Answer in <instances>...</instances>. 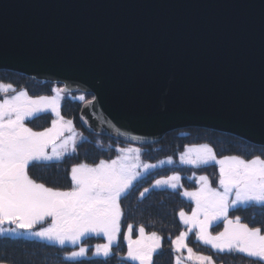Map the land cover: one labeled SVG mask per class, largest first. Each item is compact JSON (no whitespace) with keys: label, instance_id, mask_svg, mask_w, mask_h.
Returning <instances> with one entry per match:
<instances>
[{"label":"water","instance_id":"95a60500","mask_svg":"<svg viewBox=\"0 0 264 264\" xmlns=\"http://www.w3.org/2000/svg\"><path fill=\"white\" fill-rule=\"evenodd\" d=\"M0 71L92 95L90 134L264 147V0H0Z\"/></svg>","mask_w":264,"mask_h":264},{"label":"snow or ice","instance_id":"6c2138e0","mask_svg":"<svg viewBox=\"0 0 264 264\" xmlns=\"http://www.w3.org/2000/svg\"><path fill=\"white\" fill-rule=\"evenodd\" d=\"M15 91L11 84L0 83V93ZM57 91V90H54ZM63 91V90H59ZM83 101V95L78 97ZM91 103V102H89ZM57 116L52 120V127L44 131H33L25 121L38 112L47 110ZM65 130L73 132L72 121H63L59 115L57 97L40 96L32 98L21 91L7 96L0 101V236H19L23 230L31 237L41 241L77 244L81 237L88 234L102 236L107 243L97 244L96 257L110 256L111 247L120 232L122 216L121 198L125 197L133 181L138 180L141 172L148 171L156 165L141 164L138 157L127 153L139 152L138 149H120L123 153L115 160H100L95 166L86 163L75 165L71 169V189L60 191L37 183L29 176V166L33 162L60 161L68 152H75V133L59 140ZM51 147L49 154L46 149ZM182 164L193 166L219 165V189L209 186L208 178L200 176L197 191H184L182 195L194 202L190 216L180 211L182 223L189 231L196 229V237L205 245L220 253H241L252 258L254 264H264V233L259 227H249L237 216L229 219L230 210L239 207L259 206L264 209V159L259 156L245 160L237 156L217 159L212 149L206 145L193 152H186L180 158ZM169 159L168 163H171ZM179 175H172L155 181L153 188L167 186L174 191L179 187ZM149 189L145 188L140 195L144 196ZM51 218V225L32 231L35 225ZM223 222V231L212 235L209 228ZM15 225L14 228H3L4 224ZM132 226L129 225V232ZM140 238L128 241L127 259L138 264H152L153 254L160 247V237L153 232L145 237L141 227ZM186 232L181 231L172 246L179 253L187 248V260L195 264H212L209 256L197 255L185 244ZM88 250L80 247L66 256V260H78L86 256ZM182 257H176V264H181Z\"/></svg>","mask_w":264,"mask_h":264},{"label":"trees","instance_id":"16d2710c","mask_svg":"<svg viewBox=\"0 0 264 264\" xmlns=\"http://www.w3.org/2000/svg\"><path fill=\"white\" fill-rule=\"evenodd\" d=\"M0 83L11 84L14 89H23L31 95H48L52 92V85L50 84L39 83L25 76L6 71H0ZM81 95L85 97L83 101L76 98ZM71 96L76 99L64 100L61 105V114L65 118L73 119L79 125L80 107L85 101L91 99V96L81 93ZM45 118H47V122L44 126L47 127L50 125V115H45L39 119H43L41 122H44ZM85 134L89 141L80 144L75 155L66 157L59 162L31 166L32 178L47 187L70 190L71 167L80 163L95 164L101 159L112 160L117 155L116 146L125 144L110 137ZM198 144L210 146L219 158L237 156L241 159L250 160L259 156L264 159V147L255 146L228 134L198 128H189L166 134L158 143L148 145L146 149L154 151L144 152L143 157L144 160L150 161L170 157L174 158L175 162V158L186 146ZM191 172L207 176L212 187L219 188L220 174L215 164L211 163L198 168L185 169V167L176 163V165L172 164L164 169L148 173L138 180L120 201L123 211L122 227L133 225L134 232L137 228L143 227L148 234L155 232L161 238L160 247L153 254L152 264H175L177 253L174 251L171 242L185 228L179 220V213L180 211L190 213L192 203L181 196V188L171 191L150 187L156 179L179 173L185 174L182 181L183 186L195 188L196 183L188 178ZM145 188L150 189L141 197L140 194L144 192ZM229 216L234 218L239 216L242 223H247L249 227H259L264 233V209L259 206L230 210ZM192 237L193 235L188 239V246L199 254L211 257L219 264H254L251 258L244 255L219 253L208 247L204 248L195 244ZM96 243L101 244V240L97 239L93 243L92 239H88L87 242L83 243V246L89 247L92 245L89 248L92 249ZM69 251L70 248L68 247H60L39 240L0 236V264H137L126 259V250L123 246L119 247V245L113 248L107 259L102 256H88L86 259L66 260L64 258Z\"/></svg>","mask_w":264,"mask_h":264},{"label":"rangeland","instance_id":"374dc122","mask_svg":"<svg viewBox=\"0 0 264 264\" xmlns=\"http://www.w3.org/2000/svg\"><path fill=\"white\" fill-rule=\"evenodd\" d=\"M4 84H7V83H4ZM13 87V86H12ZM13 89H14V87H13ZM53 90H57L56 92H55V94L54 95H51V96H49V97H57L58 98V103H59V106H61L62 104H63V101L64 100H69V99H71V100H75L76 98L78 99V97H76V98H74V97H72V96H67V95H64V93L62 92V91H59V86L57 87V85H55V86H53ZM21 91H23V92H25L26 93V91L25 90H23V89H21V90H16L15 89V91H9L7 94H4V93H0V101H2L5 97H6V95L7 96H11V95H15V94H17V93H19V92H21ZM28 95V94H27ZM44 112H50L51 114H53L52 112H51V110L49 109V110H47V111H44ZM40 113H43V112H38V113H36L35 114V116L36 115H38V114H40ZM59 115H60V112H59ZM53 116H54V119H57V116H55L54 114H53ZM60 117H61V115H60ZM70 119L69 118H66V119H64L63 118V121H69ZM71 121H72V130H73V132L75 133V139H76V143H75V152H72L71 151V148H72V142L71 141H69V145H68V152L63 156V158L61 159V160H63V159H65L67 156L68 157H70V156H72V155H75L76 153H77V149H78V147H79V145L80 144H82V143H86V141H89V138L87 137V135L85 134V133H87L82 127H81V125H80V123H79V125H78V123H76L73 119H71ZM84 131V132H83ZM73 132H69V131H67V130H65V132H64V134H63V136L59 139V140H57V142H58V145L64 140V139H67L69 136H71L72 134H73ZM89 134V133H88ZM205 144H201V145H189V146H186L184 149H183V151L181 152V153H179L178 154V156H177V158H175V162H173L174 161V158H163V159H160V160H157V161H150V160H144L145 158L143 157V154H144V152H148V151H154V150H149V149H146V147L147 146H134V145H129V144H122V145H119V146H116V152H117V155H116V157L114 158V159H112V160H115V159H117V157H119V156H121L123 153H121L120 151H118L117 149L118 148H120V149H138L139 150V152L137 153V152H131V153H127V154H129V155H131V156H133V157H138V161H139V163H141V164H149V165H156V167L154 168V169H150V170H148V171H144L143 169H137V171H139V172H141V176H140V178H138V180H140V179H142L143 177H145L148 173H150V172H153L154 170H161V169H164L165 167H167V165H169V164H171L172 162H173V165H176V163L179 165V166H183V167H185V169H187V168H198V167H201V166H205V165H200V166H193V165H191V164H182L181 163V161H180V158H181V156L183 155V154H185L186 152H193L194 150H197V149H200L202 146H204ZM207 146V145H206ZM208 148H211L210 146H207ZM212 149V148H211ZM51 152L52 151H49L48 153L49 154H51ZM212 152H213V154L215 155V152L213 151V149H212ZM216 156V155H215ZM227 157H231V156H227ZM216 158L217 159H223L224 157H221V158H219V157H217L216 156ZM255 158V157H254ZM169 159H171V163H168V161H169ZM253 159V158H252ZM262 159V158H261ZM102 160V159H101ZM251 160V159H250ZM53 161H56V160H53ZM100 161V160H99ZM105 161H111V160H105ZM99 162H97V163H95V164H91V166H95L96 164H98ZM213 164H215V162H212ZM216 165V167H217V169H218V171H219V165H217V164H215ZM71 169H72V167H71ZM220 174V173H219ZM70 175H71V173H70ZM172 175H179V177H180V180L178 181V184H179V187L177 188V189H179V188H181V196L185 199V200H187L188 202H191L192 203V209L195 207V204H194V202L193 201H191L190 199H188V198H186V197H184L183 195H182V193L184 192V191H189V192H192V191H197L200 187H201V184L200 183H198L197 181H198V178L200 177V176H205V175H198V174H195V172H191V175H189V177L188 178H190V181H194V183H196V187L195 188H188L186 185L185 186H183L182 185V181L184 180L183 179V177H184V175L185 174H179V173H176V174H171L170 176H172ZM192 176V177H191ZM169 177V176H168ZM207 177V176H206ZM165 178H167V177H162V178H159V179H165ZM193 178H194V180H193ZM159 179H156V180H159ZM138 180H136V181H133V185H135V183L138 181ZM156 180H154V183H153V185L155 184V181ZM186 181V180H185ZM208 182H209V179H208ZM153 185H152V187H150V188H153ZM209 186L210 187H212V185L210 184V182H209ZM149 188V189H150ZM213 188V187H212ZM130 189V188H129ZM153 189H156V188H153ZM160 189H165V190H171V191H174L173 189H171V188H169V187H167V186H164V187H162V188H160ZM176 189V190H177ZM216 189H218V190H221L222 191V189H219V188H216ZM175 190V191H176ZM129 191V190H128ZM127 194H128V192H127ZM126 194V195H127ZM123 198V197H122ZM121 198V199H122ZM240 208V207H239ZM121 209H122V206H121ZM191 213H192V211L190 212V213H185L186 214V216H190L191 215ZM230 217V216H229ZM122 218H123V211H122V216H121V220H120V232H119V234L117 235V237H116V242L113 244V246L111 247V252H110V254L112 253V251H113V248L115 247V246H117V245H119V247H124V249L126 250V252H128V243H125V235H128V236H130V239L132 240V241H136V240H138L139 238H140V231L139 230H136L135 231V233L134 232H132V230L134 231V228H133V225H131L132 226V230H131V232H129V225L128 226H124V227H122L123 225H122ZM230 218H232L233 220L235 219L234 217H230ZM45 220H48V222H47V224L45 225V227H38L39 225H40V223H38L37 225H35L34 226V228L32 229V231H38V230H40L41 228H46V227H49L50 225H51V218L49 217V218H46ZM179 220H180V222L182 223V221H181V218H180V216H179ZM222 221H220V222H218L216 225H214L213 227H210L209 228V232L212 234V235H216L217 233H219V232H221V230H220V228H221V226H220V224L219 223H221ZM223 223V222H222ZM182 226H184L185 228L182 230L183 232H186L187 233V236H186V238H185V244L187 245V247H190V246H188L189 244H188V239H189V237H191L192 235H193V242L195 243V244H198V245H201L202 247H204V248H206V247H208V248H210L212 251H214V252H218L217 250H214V249H212L211 248V246L210 245H205V244H203L200 240H198L197 239V237H196V229H193L192 231H189V227L187 226V225H185L184 223H182ZM3 228H14L15 227V225H9V224H4L3 226H2ZM20 232H21V235H19V236H10V237H14V238H24V239H32V240H39V241H41L39 238H35V237H31L28 233H24L23 232V230H19ZM180 234V233H179ZM144 235H145V237H148V236H150V234H148L147 232H145L144 231ZM5 236H9V235H5ZM88 239H92L93 240V243H94V241L95 240H97V239H100L101 240V244H104V243H107V241L102 237V236H99V237H97L95 234H88V235H86V236H84V237H81V239H80V241L77 243V244H75V245H73V244H71V243H68V242H65V244L63 245V246H61V245H59V244H56V243H49L48 241H43V242H46V243H49V244H53V245H56V246H60V247H68V248H70V251L68 252V254H67V256L68 255H70V253L72 252V251H78L79 250V248L80 247H84V248H86L88 251L86 252V256L84 257V258H80V259H86L88 256H94L93 255V253L95 252V249H96V245L97 244H100V243H96V244H94L93 245V247H92V249H89L92 245H90L89 247H85V246H83V243H85V242H87L88 241ZM95 239V240H94ZM191 248V247H190ZM159 249V248H158ZM157 249V250H158ZM193 253L194 254H197V255H202V254H199V253H197V252H195V251H193ZM220 253V252H219ZM224 253H228L227 251L226 252H224ZM236 254H240V255H244V254H241V253H236ZM177 256H180V257H182V261H181V264H195V261L194 260H187L186 259V257L188 256V253H187V248H185V249H182L181 250V252H179V253H177L176 254V257ZM206 256V255H205ZM245 256V255H244ZM94 257H96V256H94ZM211 258V257H210ZM249 258V257H248ZM126 259H127V255H126ZM252 259V258H251ZM79 260V259H78ZM128 260V259H127ZM211 260H212V264H219V263H217L216 261H214L212 258H211ZM130 261V260H129ZM135 263V262H134ZM137 264H138V262H136ZM175 264H176V260H175Z\"/></svg>","mask_w":264,"mask_h":264},{"label":"flooded vegetation","instance_id":"af4514ba","mask_svg":"<svg viewBox=\"0 0 264 264\" xmlns=\"http://www.w3.org/2000/svg\"><path fill=\"white\" fill-rule=\"evenodd\" d=\"M26 93L28 94L29 97H32V98H34V99H35V98H38V97H40V96H46V97H49V96L55 94V93H51V94H48V95H31V94L28 93L27 91H26ZM69 96H70V95H69ZM74 98H75V97H74ZM59 112H60L61 117L64 118V119H66V118L63 117L62 114H61V106H59ZM45 115H50V117H51L50 125L47 126V127L44 126L45 123L47 122V118L44 119V122H41L43 119H42V120L39 119V118L44 117ZM37 119H39V120H37ZM52 120H54V116H53V114H51L50 112H43V113H40V114H38V115H36V116H34V117H32V118L26 120V121H25V125L28 126V127H30V128H32L33 131H44L46 128H50V127H52ZM70 121H71V119H70ZM42 126H44V127H42ZM57 144H58V142H57ZM49 151H52L51 147H49V148L46 149V152H49ZM67 157H68V156H67ZM60 161H62V160H60ZM55 162H59V161L33 162V164L30 165V166H29V169H28V172H29V176H30V178H32V175H31V172H30V167H31V166H37V165L40 166L41 164L55 163ZM70 176H71V175H70ZM32 179H33V178H32ZM36 182H37V181H36ZM37 183H40V182H37ZM46 187H47V186H46ZM56 190H60V191H69V190H65V189H56ZM47 222H48V220H45L43 223H40V225H39L38 227H42V226L45 227V225L47 224ZM221 225H222V223H221ZM139 229H140V228H137V230H139ZM132 232H134V231L132 230ZM134 233H135V232H134ZM129 239H130V236H129ZM125 243H128V241L125 240ZM126 255H127V252H126Z\"/></svg>","mask_w":264,"mask_h":264},{"label":"bare ground","instance_id":"6f19581e","mask_svg":"<svg viewBox=\"0 0 264 264\" xmlns=\"http://www.w3.org/2000/svg\"><path fill=\"white\" fill-rule=\"evenodd\" d=\"M7 72H9V71H7ZM11 73H14V72H11Z\"/></svg>","mask_w":264,"mask_h":264}]
</instances>
